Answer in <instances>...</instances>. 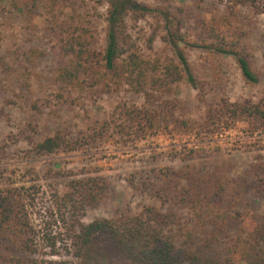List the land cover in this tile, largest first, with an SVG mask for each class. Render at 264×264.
<instances>
[{"label":"rangeland","instance_id":"374dc122","mask_svg":"<svg viewBox=\"0 0 264 264\" xmlns=\"http://www.w3.org/2000/svg\"><path fill=\"white\" fill-rule=\"evenodd\" d=\"M53 1L0 0V192L21 194L28 223L40 231L45 222L54 224L48 209L55 194L64 193L71 180L96 176L106 190L85 208L84 224L153 208L178 232L193 233V241L176 247L181 264H245L246 251L264 264V129L254 120L224 115L226 105L256 104L264 97V0H255V8L234 6L235 0H133L154 10L136 25L129 22L146 58H173L162 39L164 14L183 19L191 39L210 27L223 31L257 76V83L248 84L231 56L187 49L197 88L180 82L160 95L151 108L153 126L139 133L121 129L119 107H142V96L126 89H66L57 80V31L75 17L101 49L102 0ZM55 135L89 141L76 151L34 153L35 144ZM63 224L60 219L53 230L68 240ZM45 252L37 261L146 264L101 236L78 253L74 247L69 255Z\"/></svg>","mask_w":264,"mask_h":264},{"label":"trees","instance_id":"16d2710c","mask_svg":"<svg viewBox=\"0 0 264 264\" xmlns=\"http://www.w3.org/2000/svg\"><path fill=\"white\" fill-rule=\"evenodd\" d=\"M53 4L57 5L58 0H54ZM101 4L106 8L103 18L104 44L101 49L93 46V34L75 17H70L57 31V80L66 89H96L105 93L126 89L134 95L142 96L145 104L142 107H119L122 130L139 133L152 127L155 115L151 108L156 99L169 92L173 85L186 82L194 89L197 88L186 56L187 49H203L231 56L243 80L248 84L257 83V76L248 58L238 48L237 42L223 31L210 27L206 35L199 34L196 39H191L184 30L183 19L163 14L161 21L165 34L162 39L173 58L148 59L137 48L129 22L136 25L151 16L154 10L133 0H102ZM233 5L256 6L255 0H235ZM129 15L132 17L129 18ZM153 40V36L148 40L149 49L153 47ZM224 108V115L234 120H254L264 129V97L256 104L234 103ZM89 137L94 141L95 137ZM82 139L68 140L62 135H55L38 142L33 149L36 155L54 154L62 150L76 151L82 143L87 144L89 141ZM105 190L106 184L96 176L71 180L67 190L55 194L49 205L48 211L54 224L47 221L40 231L28 223L24 206L20 205L23 200L21 194L0 192V264H46L44 260L36 259L40 250L46 251L49 257L69 255L71 247L78 253L94 236L104 237L135 262L181 264V256L176 247L193 241V233L178 232V229L171 226V222H167L169 218L166 219L153 208H147L133 217L98 219L84 224L82 217L85 208L97 203ZM60 219L65 224V228H61L68 240L61 238V232L53 230V226L58 229L56 223ZM219 224L221 227L222 222ZM181 237H187V240ZM248 248L254 249V245L250 244ZM245 254V264H261L249 252Z\"/></svg>","mask_w":264,"mask_h":264}]
</instances>
